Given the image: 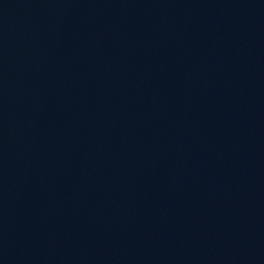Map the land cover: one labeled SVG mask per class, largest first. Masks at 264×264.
<instances>
[{"label": "water", "instance_id": "obj_1", "mask_svg": "<svg viewBox=\"0 0 264 264\" xmlns=\"http://www.w3.org/2000/svg\"><path fill=\"white\" fill-rule=\"evenodd\" d=\"M0 264H264V0H0Z\"/></svg>", "mask_w": 264, "mask_h": 264}]
</instances>
